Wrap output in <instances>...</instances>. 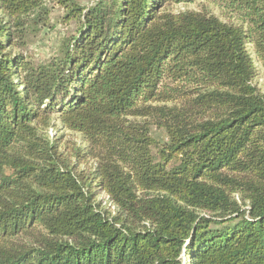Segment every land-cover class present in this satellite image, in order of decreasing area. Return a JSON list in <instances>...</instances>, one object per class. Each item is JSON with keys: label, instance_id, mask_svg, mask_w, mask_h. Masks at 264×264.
Listing matches in <instances>:
<instances>
[{"label": "trees", "instance_id": "obj_1", "mask_svg": "<svg viewBox=\"0 0 264 264\" xmlns=\"http://www.w3.org/2000/svg\"><path fill=\"white\" fill-rule=\"evenodd\" d=\"M191 1L0 0V264H264V0Z\"/></svg>", "mask_w": 264, "mask_h": 264}, {"label": "rangeland", "instance_id": "obj_2", "mask_svg": "<svg viewBox=\"0 0 264 264\" xmlns=\"http://www.w3.org/2000/svg\"><path fill=\"white\" fill-rule=\"evenodd\" d=\"M47 4L51 6L48 25L41 28L34 35L31 34L27 39L28 43L24 49L19 51L23 52L29 59L37 64L46 61L58 49V45L64 35H68L74 30L75 25L63 21V8L60 7L55 0H46ZM83 4L90 3L91 0H80ZM166 8L172 13H178L186 10L202 11L211 15H215L220 20L233 24H242L237 11L227 7L226 3L221 0H193L191 2L171 3L166 5ZM253 83L257 86L259 91L264 94V74H259L253 79ZM53 126L47 130V134L51 139L59 140L61 146H69L78 144L85 146L86 142L83 136L76 132L67 130L62 127L61 123L56 119H52ZM153 135L158 140H165V135L156 129H153ZM82 168L86 165L82 164ZM98 198L106 202L105 195L100 193ZM111 206V210H113Z\"/></svg>", "mask_w": 264, "mask_h": 264}]
</instances>
